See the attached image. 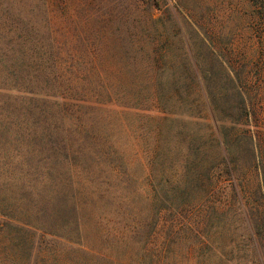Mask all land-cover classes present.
I'll return each instance as SVG.
<instances>
[{
    "label": "rangeland",
    "instance_id": "1",
    "mask_svg": "<svg viewBox=\"0 0 264 264\" xmlns=\"http://www.w3.org/2000/svg\"><path fill=\"white\" fill-rule=\"evenodd\" d=\"M189 57L247 98L233 177L188 123ZM7 204L0 264L9 235L34 241L16 264H264V0H0Z\"/></svg>",
    "mask_w": 264,
    "mask_h": 264
},
{
    "label": "trees",
    "instance_id": "2",
    "mask_svg": "<svg viewBox=\"0 0 264 264\" xmlns=\"http://www.w3.org/2000/svg\"><path fill=\"white\" fill-rule=\"evenodd\" d=\"M187 65L188 72L185 81H187L188 88L184 93V98L188 104L186 108V117L188 118V123L192 126H200L203 124L202 121L206 119L203 111L208 113L213 126V134L216 138L220 160L222 161L226 173L233 177L236 170L234 167V162L230 156L234 141L232 138L237 134L236 131H239V128L247 125V122L252 115V112L248 106L247 98L243 92H240V90H237L234 87L236 82L235 76L232 74L231 70L223 66L222 63L212 64L211 69L209 70V73L213 76L218 74H222L223 76L226 87L218 91L215 88L216 81L214 77L205 74L204 69L206 70V67L203 66L198 59L189 57ZM213 70L215 72H213ZM177 95L178 97L182 96H180V94H170V96L167 98L168 101L175 100V96ZM152 100H154L155 103L160 104L162 98L154 97ZM222 117H224V120H222ZM228 126L231 128H226ZM227 129L230 133L227 132ZM200 138V136L193 138L191 136L188 148L192 150L196 141ZM3 207L4 208L0 209V228L3 227L4 229H18V227L15 225V223H18L17 220L12 218L3 220V218L6 217V214H4V209L9 210V204L4 205ZM255 212L256 216L258 215L257 218L259 219L260 223H258L256 218L254 219V216L252 218V215L250 216L248 214L249 217L245 216L246 230L252 236L257 235V229L259 226L264 227V209H257ZM9 242L15 243L14 250L9 253V260L13 264H16V262L21 260V253L23 249L25 250V247L29 246L31 251V248L34 245L33 240L30 243L28 240L26 243L17 244L16 235H9Z\"/></svg>",
    "mask_w": 264,
    "mask_h": 264
}]
</instances>
